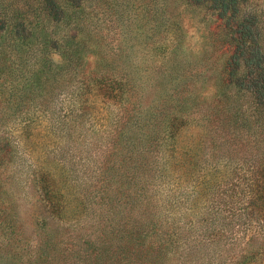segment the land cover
<instances>
[{
	"label": "trees",
	"instance_id": "obj_1",
	"mask_svg": "<svg viewBox=\"0 0 264 264\" xmlns=\"http://www.w3.org/2000/svg\"><path fill=\"white\" fill-rule=\"evenodd\" d=\"M120 4L0 0V166L18 180V153L38 149L28 131L40 117L62 130L68 117H82L96 134L100 106L115 104L121 114L102 127L105 148L93 160L96 189L74 193L62 158L46 150L31 164L49 213L71 226L87 219L95 256L114 245L107 259L120 255L119 264H264V0L185 2L211 10L229 46L210 100L200 89L209 67L195 69L208 61L188 52L182 27L164 16L104 29L99 14L114 16ZM113 27L122 44L110 39ZM88 52L98 57L90 69ZM236 215L246 217L249 237L231 227Z\"/></svg>",
	"mask_w": 264,
	"mask_h": 264
},
{
	"label": "rangeland",
	"instance_id": "obj_2",
	"mask_svg": "<svg viewBox=\"0 0 264 264\" xmlns=\"http://www.w3.org/2000/svg\"><path fill=\"white\" fill-rule=\"evenodd\" d=\"M122 1L125 5L120 4L118 7L120 10L112 13L114 16L99 14L103 18H98V21L103 22L104 29L111 23H130L136 26L153 24L163 21L164 16L169 22L174 21L182 27L188 52L191 51L196 54L193 55L194 57L201 56L208 61V63L200 62L195 69L202 73L209 67L208 72L205 73L207 79L202 81L200 89L206 100L212 99L217 91L220 71L230 53L229 46L222 43V29L219 27L220 21L216 15L206 8L186 6L187 0H158L156 6L154 4L149 6L148 0ZM116 31L113 27L109 33L110 39H118L114 42L116 45L122 44L124 36L119 37ZM104 33L106 35V32ZM131 37L132 40L139 41L132 34ZM90 42L92 47L97 44L96 40ZM127 42L128 40H125L123 44ZM53 55L57 62L62 61L58 54ZM116 61L118 64L126 63L119 58ZM85 62L86 69L94 68L98 63V57L88 52ZM137 96L140 100L141 93L139 92ZM154 96L155 94L150 93L149 99L143 98L141 101L144 104H150ZM57 102L55 105L58 109L57 115L63 119L66 110L60 107H67V103L62 98ZM100 108L102 112L93 122L99 128L96 134H94L95 130H86L87 121L82 117L78 120L68 117L63 130L55 124V121L40 117L36 128L28 131H33L28 140L36 143L38 149L21 147L24 150L21 149V153H18L15 164L18 165L16 169L18 180L8 176L10 175L6 168L9 167L8 165L0 166V177H2L0 180V264H119L120 255L115 254L107 259L109 254L117 250L114 245L106 247L110 250L105 255L95 256L99 250L89 245L88 238L85 236L90 231L88 227H85L88 224L87 219L81 225L72 224L71 226L52 216L30 176L31 164L34 165L37 155H40V161L43 160V152L46 150L52 158H62L58 160L65 170L70 171V176L66 179L69 180L74 193L76 188L82 192L88 188L96 189L93 185L100 184V181L93 176L95 171L93 160L103 152L107 140L106 130L102 127L115 115L121 114L120 106L115 104L102 105ZM108 116L109 118H106ZM11 130L9 134H14V139L25 138L16 128ZM43 164L48 166L47 162ZM75 177L78 178L76 182L73 181ZM92 204L89 203V205ZM232 219L231 227L236 226L237 235L241 238L249 237L250 232H246L248 227L246 217L236 215ZM249 227L255 228V225ZM261 242L255 241L256 248Z\"/></svg>",
	"mask_w": 264,
	"mask_h": 264
}]
</instances>
